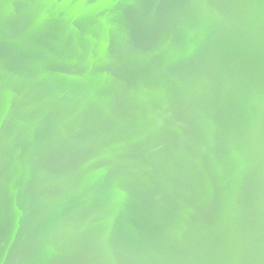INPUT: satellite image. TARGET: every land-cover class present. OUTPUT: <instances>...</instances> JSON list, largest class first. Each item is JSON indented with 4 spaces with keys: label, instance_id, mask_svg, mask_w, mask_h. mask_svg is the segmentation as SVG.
Listing matches in <instances>:
<instances>
[{
    "label": "water",
    "instance_id": "1",
    "mask_svg": "<svg viewBox=\"0 0 264 264\" xmlns=\"http://www.w3.org/2000/svg\"><path fill=\"white\" fill-rule=\"evenodd\" d=\"M0 264H264V0H0Z\"/></svg>",
    "mask_w": 264,
    "mask_h": 264
}]
</instances>
